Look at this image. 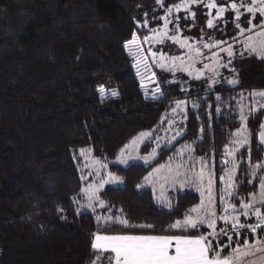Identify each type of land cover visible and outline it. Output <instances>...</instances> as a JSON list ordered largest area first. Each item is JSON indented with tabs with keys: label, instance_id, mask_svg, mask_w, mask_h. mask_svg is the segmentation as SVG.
<instances>
[{
	"label": "trees",
	"instance_id": "obj_1",
	"mask_svg": "<svg viewBox=\"0 0 264 264\" xmlns=\"http://www.w3.org/2000/svg\"><path fill=\"white\" fill-rule=\"evenodd\" d=\"M160 14L155 0H0V264L94 263L98 254L91 244L94 233L105 234L102 223L73 202L85 185L82 149L123 180L100 193L108 215L154 225L122 230L135 234H173L169 226L199 204L197 192L185 190L164 208L150 188L136 187L179 145L193 144L195 156L211 160L216 179L223 172L225 147L240 127L237 100L264 91V59H239L238 83L220 81L213 89L203 80L170 76L146 59L155 76L142 87L125 45L133 33L140 43L148 34L145 22L156 26ZM157 88L162 96L152 99ZM186 99L193 108L186 110L185 133L175 144L149 165L114 163L127 143L158 128ZM263 122L262 110L246 121L249 144L236 156L237 207L259 189L260 176L252 177L251 167L264 160L258 141ZM149 148L144 145L141 153ZM108 234H114L111 228ZM232 236L241 243L253 234Z\"/></svg>",
	"mask_w": 264,
	"mask_h": 264
},
{
	"label": "snow or ice",
	"instance_id": "obj_2",
	"mask_svg": "<svg viewBox=\"0 0 264 264\" xmlns=\"http://www.w3.org/2000/svg\"><path fill=\"white\" fill-rule=\"evenodd\" d=\"M158 4H162V0H157ZM204 0H182L181 3H176L172 7L166 9L168 14L175 11L179 12L183 9L185 12L189 13L193 17H195V12H190L191 5L193 4H202ZM205 7L209 9V14L212 9H216V17L217 19L222 18L223 14L226 11V7L229 8L234 13V19L236 21L235 27L239 29L241 35H244L246 32H252L256 27H260L262 30L256 33L255 36H248L245 41V51L250 54H255L261 59H264V22L259 25H252V19L259 14L261 17H264V0H232V2L228 5L225 3H217V0H208L205 4ZM243 11L251 14V18L247 20L248 25H252V27L245 28L241 27L239 23L241 15ZM164 20V31L158 33L160 37H167L171 39L174 43H179L181 48L186 45L192 50L193 46L188 44L187 39L181 40L177 35L168 36V23L169 21L167 17H161ZM176 19H179L177 17ZM145 27H147V23L145 22ZM207 26L212 28L213 19H208ZM156 33V30H152ZM146 42H150L148 37H145ZM160 42H163L161 39ZM224 43V41H216L214 43L204 44V48L212 49L214 47H218L219 44ZM126 48H129V56H132L136 63L134 67L136 68V73L141 77V86L143 87V81L145 79H150L155 76V73L150 71V67L147 63L145 56L143 55L140 44L138 41V37L135 33H133L132 39L125 45ZM221 51H226L228 57L230 58L226 64H219L217 59V66L227 67L228 63H231V57H233L234 52L232 46L229 45L227 49H221ZM154 58V63H158L161 69L166 67L164 61L168 58L164 57L162 54L160 55L159 61L155 60L157 56L156 52L151 53ZM196 55L199 56L201 53L199 50H196ZM243 55V53H241ZM218 56L217 53H213V57L216 58ZM179 59L178 57H172L171 61L173 63V68L176 67L175 61ZM195 64V58L190 57ZM205 69H209V65H204ZM172 69H169L171 71ZM180 70L187 71L189 76H193L195 79H200L203 76V72L196 70L192 65L184 66L183 61H181ZM215 72V69H212ZM234 71V70H233ZM215 83V80H213ZM229 84H236L238 81L229 80ZM211 87V85H210ZM184 90L183 88L181 89ZM104 89L101 88L100 92L103 93ZM147 94V93H146ZM113 95H116L113 92ZM254 97H260L261 101H264V91L253 92L251 93ZM162 96L160 89L157 88L152 92V99H158ZM219 100L220 97H217ZM185 101L179 100L176 102V107L172 109L173 113H176L177 110L183 112V106L185 105ZM195 106V105H194ZM260 107H264V103H260ZM219 111V109H217ZM186 118V117H184ZM167 119V117L162 118V122ZM245 117L243 112L241 114V121L243 122ZM168 123L171 125L173 123L172 120H168ZM203 131V129H201ZM181 135L180 131L176 132V136ZM152 136L150 131L140 132L137 137L133 138L130 145H125L123 149H121L120 155L117 157L118 161L122 164L128 163V158L130 156L126 155V150L131 148L132 152L137 151V146L145 141H148ZM260 144H264V125H261V131L258 134ZM175 139V137H173ZM248 137L244 136L242 139L240 138L239 132L237 133V139L233 141V144H237L243 146L248 143ZM157 147L159 144L157 143ZM188 148V145L184 146ZM238 149H233L232 151H226L227 155H233L235 151ZM250 152V149H249ZM182 154V152L180 153ZM157 155L156 148H153L151 153L148 156L137 157L144 161L145 164L150 162V159L155 158ZM80 156L85 158V164L81 167V172H83L84 168H88L89 171L87 175L100 176L102 169H107L108 165L103 163L101 160H96L90 156V151L81 150ZM76 159V157H74ZM250 159V156H249ZM201 168L198 174H196L195 181L198 184H203L205 177V168L208 165L201 158ZM225 165L228 164V161H223ZM165 165H162L160 168H154L152 172H150L147 176L144 177V183L137 184V189H143L146 185L153 183V177L157 176L161 172ZM238 165L233 161L232 168L227 169L225 175L221 177V180L225 183V193L227 197H233L234 192L233 189L236 188L234 183V175L236 172ZM264 168V164L257 163L252 167V175L255 176L257 170ZM169 175L165 176L164 179L166 181H170L173 185H175L178 180L177 177L180 175L179 170L172 171L171 168L168 169ZM87 175H81V180L87 179ZM106 177L100 176L98 183H89L86 187H82L80 189V193L83 195L86 200V204L82 205L87 209L95 210L96 206L99 205L101 208L107 207L105 201L101 198V191L104 189L106 184L109 183H123V180L119 176L113 175L112 173H106ZM251 183V181H249ZM212 175L209 170V179H208V199L205 201L203 199L205 193L201 190V202L196 207H193L189 210V214H186L183 221L176 220L175 223L169 226L170 229H197L200 226L206 225L208 229L211 231L207 232V234H199V235H184V234H135L130 232H123L122 229H130L133 227H138L141 229L144 228H154L152 224H140V225H132L130 221L123 216H117L115 214L107 216V217H97V221H104V229L103 232L105 234H101L99 232L93 234V241L91 244V248L94 253L102 252L107 253L108 255L104 257L107 260L108 264H244V258L255 255L257 252H264V240H257L255 244H249L247 239H244L241 243H238L235 247L231 248V252L227 253V249L231 247V243L229 244H221L219 242L214 243V241H218L220 235L227 236L229 242H232L233 236L229 235V231H232L235 235L239 236L241 229H246L252 234H256L258 229L264 230V176L260 178V190L257 195L253 192L252 197L247 202L241 200L239 202V210L237 209L236 204L229 202L228 199L224 195L220 197L221 204L223 206L224 215H217V210L214 204V197L212 195ZM200 190V189H198ZM73 202H76V198H73ZM259 204L260 207L256 205ZM123 212V209L120 210ZM239 214L233 215V213ZM194 213L195 215H191ZM244 216L246 218L254 216L256 218V222L254 224H245L240 222V217ZM223 221L225 225L230 223V229L225 227H221L219 231H217V222ZM114 234H108L110 231ZM99 259V256H97ZM248 264H264V257L259 258L255 261H250Z\"/></svg>",
	"mask_w": 264,
	"mask_h": 264
},
{
	"label": "rangeland",
	"instance_id": "obj_3",
	"mask_svg": "<svg viewBox=\"0 0 264 264\" xmlns=\"http://www.w3.org/2000/svg\"><path fill=\"white\" fill-rule=\"evenodd\" d=\"M164 2L165 0H162V4H158L157 0H155L156 6L161 10V14L158 18V24L153 27L149 26L148 24H147V27L144 26L145 24L143 25V28L148 30V34L146 37H148L150 41V42H146L145 37H144V39L139 43L140 49L143 55L145 56V58L149 59L156 67L161 69L158 63H154V58L152 57L151 53L152 52L157 53V56L155 57L156 61H159L160 55L162 54L164 57L168 59L164 61L166 67L161 70H163L170 76L184 75L189 79L203 80L205 83V87L207 89H213L220 81H224L226 83H228L229 80L237 81L235 63L239 59H242L244 57L252 56V55L256 56L255 54H250L249 52L245 51V41L247 40L248 36L250 35L255 36L256 33L260 32L262 29L260 27H256L254 31L246 32L244 35H241L239 32V29L235 27L236 21L234 19V13L229 8L226 7V11L223 14V17L217 19L215 18L216 9H212L211 13L209 14V9L205 7V4L208 2V0H204V3L202 4L191 5V8L189 11L195 12V17L185 12L183 9H181L179 12L173 9V12L171 14H168L166 12V9L169 7H172L176 3H171L168 6H164L163 4ZM181 2L182 0L178 1L177 3H181ZM222 2L228 5L232 2V0H217L218 4ZM242 12L243 14L241 15V18L239 21V23L241 24V27L249 28V27H252V25H259L260 23L264 22V17H261L259 14H257L256 17L252 19V25H248L247 20L251 18V14L243 10ZM161 17H167V19L171 21L170 23H168V26H167L168 36L170 37L175 34L181 40L187 39L188 44L193 46L192 50H190L187 45L181 48L179 43H174L171 39H168L167 37H160L159 35H157L158 33H161L164 31L165 22L163 19H161ZM177 17H179V19H176ZM208 19H213L214 26L212 28H209L207 26ZM153 29L156 30V33L152 31ZM230 33L232 35L227 36ZM161 39L163 40V42H160ZM216 41H224V43H221L219 44L218 47H214L212 49L204 48L205 43L211 44ZM229 45L232 46V49L234 52L233 57H231V63H228L227 67L217 66V59L219 61V64L221 65L226 64L228 60L230 59L226 51H221V49H227ZM129 50L130 49L128 48V53H129ZM196 50H199L201 55L197 56ZM213 53H217L218 56L214 58ZM241 53H243V55H241ZM172 57L179 58L175 61V65H176L175 68H173V63L171 61ZM190 57L195 58L194 65ZM181 61H183L184 66L192 65L196 70L203 72L204 73L203 76L200 79H195L194 75L189 76L187 71L180 70ZM206 64L209 65V69L204 68V65ZM213 68L215 69V72L212 71ZM169 69H172V70L169 71ZM172 80H175V79H172ZM213 80H215V83H213ZM229 85H235V84H229ZM251 93L242 94L240 98L237 100L240 127L233 133L229 144L225 147L224 156L222 160V165L224 166V170L222 173H220L217 179L214 173L212 161L209 159L203 158V161L208 165V167L205 168L204 182L202 185L194 182L196 174L199 173L200 168H201V162H200L201 157L195 156L193 144H190V143H183L179 145L176 148L175 152L172 154L171 158L168 159L167 162L154 167V168H160L162 165L166 166L165 168L161 170L159 174H157V176L153 177V183L148 184L145 187H149L152 190L155 199L162 207L170 208L172 204L173 195L177 191L193 190L197 192L200 198V201H199V204H200L201 199H202L201 190H203L205 193L203 199L207 201L208 199L207 188H208V179H209V170H210L211 175H212V180H213L212 195L214 197V204L217 210V215L220 216V215L225 214L223 212V206L221 204L220 197L224 195L226 199L229 200V202L233 203L234 196L233 197L226 196V193L224 191L226 185L221 180V177L225 175V172L227 169L232 168L233 161L238 165L237 160H236L237 154L243 148L247 147L249 144L248 142L244 144L243 146H240L237 144H233V141L237 139L238 132H239L241 139L244 136H247L248 141H249V132L246 127V121L251 114L258 112L260 110L264 111V107H260V103H264V101H261V98L258 96L257 97L252 96ZM184 101L186 103L183 106V112H181L180 110H177L176 113H173L172 111H170L168 114L164 116V117H167V119H165L158 128L147 130L152 133V136L148 141H145L144 143L139 144L137 146L136 152H132L131 148L126 150V155H129L130 153L127 164L120 163L117 158L114 160V163L121 165V166H127L132 163H140L143 165H149L157 159L160 150L167 149L173 144H175L185 133L184 131L185 118L184 117L186 116L185 114L186 110L189 108H193L192 100L186 99ZM242 112L245 117V120L243 122L241 121ZM169 119L173 121L171 125L168 123ZM262 125H264V122L262 123ZM177 131H180L181 135L176 136ZM260 131H261V127L259 129V132ZM173 137H175V139H173ZM131 141L127 143L126 145H130ZM258 141H259V138H258ZM157 143L159 144V147H157ZM146 144H150L151 148H149L148 153L142 154L141 149ZM185 145H188L189 147L185 148L184 147ZM153 148H156L157 155L155 156V158L150 159V162L148 164H145L143 160L137 158V157H142V156H148L151 153ZM234 148L238 150L235 151L233 155L226 154V151L230 152ZM83 150L88 151L86 148ZM120 152L118 156L120 155ZM181 152L182 154H180ZM225 160L228 161L227 165L223 163V161ZM84 164H85V158L83 157V165ZM260 164H264V160ZM252 167H251V175H252ZM169 168H171L173 172L176 171L177 169L180 172V175L177 177L178 182L175 185H173L170 181H166L164 179L165 176L169 175V171H168ZM153 169L150 172H152ZM262 170H264V168L257 170L256 175L255 176L252 175V177L259 176ZM88 171H89L88 168H84L83 175H87ZM262 172L264 176V171ZM106 173H109L108 169H102L100 176H104L105 178H107ZM235 175H236V172H235ZM235 175H234V183H235ZM100 176L87 175V179L84 180L85 185L83 187H86L89 183H98ZM121 184L122 183H109V184H106L105 186H120ZM233 192H234V189H233ZM256 194L258 195L259 191ZM76 201L78 204V208L81 211L91 212L95 214L96 218L98 216L99 217L109 216L108 213L105 211V208H101L99 207V205L96 206L94 211L92 209H87L85 207H82V205L86 204V200L84 199L82 194L80 195L79 198H77ZM256 206L260 207L259 204H257ZM237 209L239 210V207H237ZM236 214H239V212L233 213V215H236ZM191 215L194 216L195 214L192 213ZM117 216H121V215H117ZM181 221H183V219ZM100 222L102 223L101 227L104 229L105 227L104 221L101 220ZM221 227L230 229L231 225L230 223L228 225H225L223 221H218L217 231H219ZM144 229L133 227L130 229H122V230L143 231ZM169 231L170 233H173V234L182 233L184 235L186 234L199 235L201 233L207 234V232L211 231V229H208L207 226L204 225V226L198 227L197 229H187V230L169 228ZM228 234L232 235L230 231ZM257 240H264V233L261 234L260 236L257 234H253L252 239L248 241L251 242L249 243L251 245V244H255ZM220 241L222 242L221 244L231 243V247H229L226 250L227 253H230L231 248L235 247L238 244L237 241H234V240H232V242H229L227 239V236L225 235H220L218 238V241H214V243H217V242L220 243ZM261 257H264V252H257L255 253V255H250L244 258V263L248 264V262L258 260Z\"/></svg>",
	"mask_w": 264,
	"mask_h": 264
},
{
	"label": "crops",
	"instance_id": "obj_4",
	"mask_svg": "<svg viewBox=\"0 0 264 264\" xmlns=\"http://www.w3.org/2000/svg\"><path fill=\"white\" fill-rule=\"evenodd\" d=\"M262 145H263V144H262ZM263 147H264V145H263ZM262 171H264V170H262ZM262 171L260 172L261 174H259V176H260V175L263 176V172H262ZM261 176H260V178H261ZM259 186H260V184H259ZM147 188H149V187H147ZM259 190H260V187H259L258 191H259ZM258 191H257V192H258ZM249 200H250V199H249ZM262 210H264V209H262ZM241 217H244V216L241 215ZM241 217H240V218H241ZM250 217L255 218L254 216H251V215H250ZM263 233H264V232H263ZM263 233H261V234H263ZM261 234H258V235L260 236ZM249 243H251V242H249ZM97 254H98L97 256H99V259L96 258L93 264H108L107 260L104 259V257L108 255L107 253L98 252ZM247 259H248V258H247ZM244 264H245V263H244Z\"/></svg>",
	"mask_w": 264,
	"mask_h": 264
},
{
	"label": "built area",
	"instance_id": "obj_5",
	"mask_svg": "<svg viewBox=\"0 0 264 264\" xmlns=\"http://www.w3.org/2000/svg\"><path fill=\"white\" fill-rule=\"evenodd\" d=\"M255 222H256V219H255L251 224H254ZM243 231L249 232V231H247L246 229H241V230H240V234H241ZM259 231H263V232H264V230L258 229V230H257V233H258ZM230 232L232 233V235H235L232 231H230ZM250 233H251V232H250ZM257 233H256V234H257ZM240 234H239V235H240ZM236 236H237V235H236Z\"/></svg>",
	"mask_w": 264,
	"mask_h": 264
}]
</instances>
